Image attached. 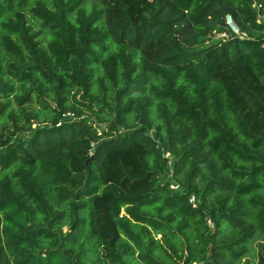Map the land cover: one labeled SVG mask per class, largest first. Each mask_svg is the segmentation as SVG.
<instances>
[{
	"label": "trees",
	"instance_id": "16d2710c",
	"mask_svg": "<svg viewBox=\"0 0 264 264\" xmlns=\"http://www.w3.org/2000/svg\"><path fill=\"white\" fill-rule=\"evenodd\" d=\"M261 239L264 0H0V264H252Z\"/></svg>",
	"mask_w": 264,
	"mask_h": 264
},
{
	"label": "rangeland",
	"instance_id": "374dc122",
	"mask_svg": "<svg viewBox=\"0 0 264 264\" xmlns=\"http://www.w3.org/2000/svg\"><path fill=\"white\" fill-rule=\"evenodd\" d=\"M218 38H219V35H218ZM217 39V38H216ZM68 228H65L64 231H67ZM264 243V240H258L256 242H254L252 245H251V255L249 256V259L252 261V264H259V258H260V255L262 254V250L259 248V246Z\"/></svg>",
	"mask_w": 264,
	"mask_h": 264
},
{
	"label": "built area",
	"instance_id": "2783aa9c",
	"mask_svg": "<svg viewBox=\"0 0 264 264\" xmlns=\"http://www.w3.org/2000/svg\"><path fill=\"white\" fill-rule=\"evenodd\" d=\"M262 6H260V5H255L254 6V8H257V9H260ZM228 24L230 25V27L232 28V30L235 32V33H239V31H238V29H237V27L234 25V23H233V21H232V19L231 18H228ZM217 38H218V36H217ZM219 38H223V39H226V35L225 34H221V35H219ZM67 116H71V114H67ZM59 125H61V123L59 124ZM173 188V187H172ZM195 197H192L191 198V200H190V202L195 206ZM183 264H187V263H183ZM192 264H199L198 262H194V263H192Z\"/></svg>",
	"mask_w": 264,
	"mask_h": 264
}]
</instances>
